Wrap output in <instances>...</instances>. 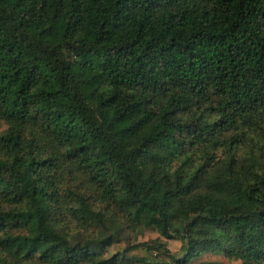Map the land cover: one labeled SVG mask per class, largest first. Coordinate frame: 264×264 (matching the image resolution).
<instances>
[{"label": "trees", "instance_id": "trees-1", "mask_svg": "<svg viewBox=\"0 0 264 264\" xmlns=\"http://www.w3.org/2000/svg\"><path fill=\"white\" fill-rule=\"evenodd\" d=\"M206 256L264 264V0H0V264Z\"/></svg>", "mask_w": 264, "mask_h": 264}, {"label": "rangeland", "instance_id": "rangeland-1", "mask_svg": "<svg viewBox=\"0 0 264 264\" xmlns=\"http://www.w3.org/2000/svg\"><path fill=\"white\" fill-rule=\"evenodd\" d=\"M158 234H156L155 232H152L151 230H147L143 236L140 238L141 240H147L150 238H155L157 237ZM180 243L178 241H169V247L172 251H175L178 249ZM202 261H209L210 263H206V264H214V261L217 260L218 262H220V264H240V261H229L227 258L224 257H219V256H211L209 258V256L203 257L201 259Z\"/></svg>", "mask_w": 264, "mask_h": 264}]
</instances>
